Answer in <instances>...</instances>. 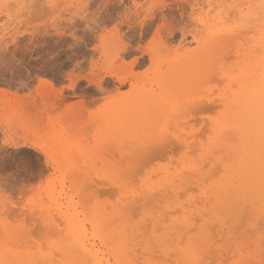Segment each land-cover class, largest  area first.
<instances>
[{
    "label": "rangeland",
    "instance_id": "obj_1",
    "mask_svg": "<svg viewBox=\"0 0 264 264\" xmlns=\"http://www.w3.org/2000/svg\"><path fill=\"white\" fill-rule=\"evenodd\" d=\"M263 22L259 0H0V264H42L45 256L71 264L63 246L68 231L72 239L81 229L86 244L114 264L94 232L96 219L127 204L118 185L140 193L201 164L186 153L188 136L223 117L222 100L261 55L254 27ZM223 157L224 166L233 165ZM209 162L207 183L183 195L177 208L184 211L174 212L168 200L160 209L138 205L129 214L136 220L119 218L138 264H170L168 226L184 218H202L197 226L215 231L221 251L211 264H264V204L248 205L250 213L226 227L211 206L198 204L227 176L223 166L211 172ZM44 233L54 244L49 250Z\"/></svg>",
    "mask_w": 264,
    "mask_h": 264
},
{
    "label": "bare ground",
    "instance_id": "obj_2",
    "mask_svg": "<svg viewBox=\"0 0 264 264\" xmlns=\"http://www.w3.org/2000/svg\"><path fill=\"white\" fill-rule=\"evenodd\" d=\"M259 1L263 2L264 0ZM254 28H256V31H258L259 35L263 37L257 47L258 50L256 49L259 54L261 53V55L258 54L259 56L256 58V61L252 63L250 58L249 65L247 66V69L244 72V79L243 82H241L240 84L239 90L233 92L229 97H226L222 100V107H224L223 117L217 121H214L213 123L210 122V124L207 122V126L205 125L207 124L205 122V124L203 125L206 127V129H204L205 131L202 130L203 128L200 129L201 131H204L203 133L200 131L201 133L198 135L193 133L194 135L192 134V136H188V140L186 143V153L187 155L199 157L201 159V164H197V162L190 163L185 166L182 170H180V172H177L171 177L167 176L168 180H166L164 183L158 185L150 184L149 187L147 186L140 193L129 191V186L118 185L117 187H119V190L122 191L121 193L125 195V197L122 198H125L124 200H126L127 204L123 206L121 211H118L113 215H99V217L96 219V222L93 224L94 232L101 237L103 243L109 248L110 253L114 258V264H138V261L140 260L139 257V260L134 259L133 255L137 258V256L139 255V253L137 255V252L139 251L131 249L129 247L130 242L129 244L126 243L127 239L129 240L130 238L131 231L128 230L129 228L123 229L121 228V225L118 226L119 222H121L119 221V218H121L120 220H126V218L129 219L131 217L129 216L131 211L135 210L136 207V209H139L138 205H142L141 207L156 205L160 209L166 203V201L173 200V209L177 208L182 203L181 201L183 195L187 193L193 187V185H197V187H200L204 186L207 183V179L203 177L202 172L203 169L207 167V163L209 161L211 162V159L214 160V164L216 165L211 172H215L216 168L218 170V167L223 166L227 176L215 185V192L211 196H206L204 200L200 197L203 201H201V203L198 202V204H208V206H211V216L215 219L218 224L223 227H226L229 221H232L233 219L238 218L241 215L247 216V214L250 213V211H248V213L246 214L247 210H251L249 206L264 204V22L256 25ZM220 37L221 36H215L214 38L215 40H219L221 39ZM221 42L223 41H216L215 43ZM208 61L210 62V64H214L215 57H211ZM203 103L206 109H213L214 103L211 99L203 100ZM210 135H212V138H210ZM169 139L171 138L169 137ZM179 142L180 140L178 139V137L171 140V143ZM168 143H170V140ZM223 155L233 162L232 166L226 167L223 165V161L218 159V157ZM182 158L183 157H181V159ZM187 161H189V159ZM220 172H222V170ZM193 192L196 193L197 189H193ZM246 194L250 195L251 198L247 199ZM197 198L198 200L200 199L199 196ZM194 204L195 203H193V205ZM184 210L185 208L181 206L180 208H177L174 212L178 213L179 211L182 212ZM167 211L168 212L166 213L171 212L170 210ZM162 212L165 213V210ZM174 212L171 213L175 214ZM102 213L104 214L105 212ZM207 215L209 214L206 213L205 216L207 217ZM197 218L198 217H196V219ZM244 218L245 216H243L242 218L243 221L246 219ZM133 219L136 220L138 218ZM192 219H175L174 225L172 227L170 225L168 226L170 227L169 229L172 231V238L169 241V245L166 247L167 253L165 255L169 256L170 260H172V262L175 264H211V260L214 262L218 261L217 257L221 249L217 246L218 241L216 240L215 231L207 229V227H198L197 224L200 220H198V223L196 224L192 221ZM247 219L249 220L250 218L247 217ZM164 221L168 222L166 218ZM55 222H57V220ZM143 225L149 227L150 223L149 225ZM159 226L161 225L157 226L158 230L159 228H161ZM84 230L81 229L76 232L77 235H75V237L72 239L71 236L73 235L74 231H68V234H70H67L68 237L66 236V239L68 240L67 244L65 245L64 243H60L59 241V246L62 244L65 245L63 246V251L72 258L73 262L71 264H105L103 262V258L101 257V255L104 256V254H101L100 250H96L94 246H91L90 241V247L86 244L87 238L86 231L84 232ZM58 231H56V235L58 234ZM146 233H148V231H146ZM145 234L141 236H145ZM32 235H34V233ZM45 235L46 233H44V236ZM51 237L55 238L54 236L50 235V239H52ZM61 237L59 239H61ZM48 238L46 237V240H44L48 241V243L45 242L46 247L44 248L49 250V243L53 246L54 244ZM96 239H98L97 236ZM42 247H39V249H44ZM27 248L29 249V247H26V249ZM32 248L34 247L32 246ZM53 249L54 248H52L51 250ZM56 252L60 254V256L55 254ZM53 253L56 256H59L58 258L62 256V259L64 261L67 259V255L64 256V254L58 251H55ZM156 253L157 252H155V254L153 255H156ZM79 256H81L80 261L76 260ZM148 256H150V254ZM220 258L221 257H219V259ZM159 259L161 258L158 257V262L161 260L163 261L164 258H162L161 260ZM43 260L44 261L42 262L40 261L42 264H44V262H49L45 264H55L53 258H49L48 256H45ZM109 261H106V264H110ZM162 261L160 262V264L164 262ZM150 262L152 263L151 260ZM172 262L170 264H172ZM1 264L39 263L32 262L29 260L18 259L17 261H4ZM68 264L70 263L68 262ZM166 264H168V262Z\"/></svg>",
    "mask_w": 264,
    "mask_h": 264
}]
</instances>
